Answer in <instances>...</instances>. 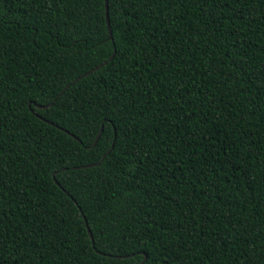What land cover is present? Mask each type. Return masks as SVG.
<instances>
[{"label":"trees","instance_id":"obj_1","mask_svg":"<svg viewBox=\"0 0 264 264\" xmlns=\"http://www.w3.org/2000/svg\"><path fill=\"white\" fill-rule=\"evenodd\" d=\"M112 11L0 0V264H264V0Z\"/></svg>","mask_w":264,"mask_h":264},{"label":"snow or ice","instance_id":"obj_2","mask_svg":"<svg viewBox=\"0 0 264 264\" xmlns=\"http://www.w3.org/2000/svg\"><path fill=\"white\" fill-rule=\"evenodd\" d=\"M80 2L82 4H84V5L89 6L90 8L100 7L102 10H106L105 26L108 29V31L111 32L113 30V23H114L113 16H114V13L112 11V6H113V4L121 3L122 0H80ZM224 2L227 3L228 0H224ZM118 26L119 25H117V27ZM28 106H29V108H31L32 104L29 103ZM37 107H39V105H37ZM33 111H34V109H33ZM89 115L94 116V117H98L100 119V126L95 129V131L97 133V138H96V141L94 142V144L89 146L91 148V147H95V144L99 142V136L103 135V133H104L103 125L105 123L112 124V121L107 116H101V113L99 112V110H93L91 113H89ZM89 122H91V121H89ZM112 126H113V128H115L114 124ZM119 131H123V129H120ZM69 135H71V133H69ZM74 138L77 139V140L79 139L78 137H74ZM80 143H82V141H80ZM112 147L113 148L115 147V143H113ZM110 154H111L110 151L106 152L104 157H103V159H107L108 155H110ZM126 155L134 156L135 153H126ZM127 162H129V163H138L139 161L138 160H129ZM57 171H59V169H57ZM85 219H86V217H85ZM145 264H147V258L145 260Z\"/></svg>","mask_w":264,"mask_h":264},{"label":"water","instance_id":"obj_3","mask_svg":"<svg viewBox=\"0 0 264 264\" xmlns=\"http://www.w3.org/2000/svg\"><path fill=\"white\" fill-rule=\"evenodd\" d=\"M109 38L110 39H112V31L110 32L109 31ZM111 57H109V59H110ZM107 62V60H105V61H103L102 63H100L99 65H97L96 67H93L92 69H90L89 71H87V72H85V73H83L82 75H80V76H78V77H76L71 83H73V82H75L76 80H78V79H80L82 76H85V75H87L88 73H90V72H92L93 70H95V69H97V68H99V67H101L103 64H105ZM71 83H69V84H67L66 85V87L63 89V90H65ZM51 104V103H50ZM50 104H47V105H39V107H37V105H36V107L37 108H44V107H47V106H50ZM47 122H49V121H47ZM50 124H53L52 122H49ZM55 126H57V125H55ZM58 127V126H57ZM60 128V127H59ZM61 129V128H60ZM64 131H66V130H64ZM67 133H70V132H68V131H66ZM73 137H76L75 135H73V134H71ZM96 138H97V135H96ZM96 138H95V140H94V142L96 141ZM94 142L92 143V145L94 144ZM112 147V146H111ZM111 147L107 150V152H109L110 151V149H111ZM105 155V154H104ZM104 155H103V157H104ZM95 164H97V163H94V164H88V165H81V166H76L75 168H85V167H88V166H92V165H95ZM55 176V173H53V177ZM56 181V180H55ZM56 183L58 184V185H60L57 181H56ZM84 220H85V224H86V227H87V229H88V232H89V235H90V237L92 238V235H91V232H90V230H89V227H88V224H87V222H86V219H85V217H84ZM145 256L143 257V259H142V261L139 263V264H142L143 262H144V260H145Z\"/></svg>","mask_w":264,"mask_h":264}]
</instances>
